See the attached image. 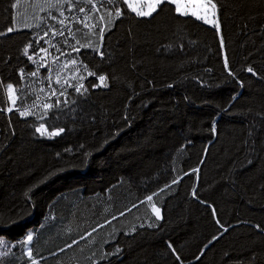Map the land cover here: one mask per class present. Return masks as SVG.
<instances>
[{
    "label": "trees",
    "instance_id": "obj_1",
    "mask_svg": "<svg viewBox=\"0 0 264 264\" xmlns=\"http://www.w3.org/2000/svg\"><path fill=\"white\" fill-rule=\"evenodd\" d=\"M94 2L0 0V264H264V0Z\"/></svg>",
    "mask_w": 264,
    "mask_h": 264
},
{
    "label": "snow or ice",
    "instance_id": "obj_2",
    "mask_svg": "<svg viewBox=\"0 0 264 264\" xmlns=\"http://www.w3.org/2000/svg\"><path fill=\"white\" fill-rule=\"evenodd\" d=\"M76 2H77V0H55L56 5L68 4L70 6H75ZM83 2L86 3L87 5H89L90 7H88V8L79 7L78 8L79 12L84 13V12H91L94 9L98 10L97 9V3H95L94 0H83ZM98 2L103 3L104 0H98ZM115 2H116V0H107V4H113ZM121 2L123 4H126L127 9H129L131 12L135 13L136 16H139V17H151L153 15V13L157 12V10L161 7V5L174 4L175 5V12L179 13L182 16H189L190 15L197 20L203 19L205 23H209L210 21H209L207 15L206 14L201 15V12L204 11L206 13L210 9H216L217 8V4L214 3L213 0H121ZM15 6L16 5L14 4L13 7H15ZM145 8H146V10H145ZM189 9H191V11H189ZM111 14L112 13L109 10V16H111ZM122 14H123V12H122L121 8L117 7L115 9V16L120 17ZM61 15H63V13H61ZM213 15H215V13H213ZM88 18H92V17H88ZM52 19L55 20V19H57V17L53 16ZM100 19L103 20L104 17L101 16ZM58 22L61 25L65 24L64 19H60ZM79 22L83 23L86 28L89 27V25L86 22V19L81 20ZM211 22L214 23V21H211ZM109 23H111V20H109ZM54 27L55 26H53V28ZM92 27H95V25H93ZM13 30L14 29L12 27L8 28V32H12ZM69 32L71 33V30H69ZM3 34L4 33H0V35H3ZM44 35L47 36L48 32L46 31L44 33ZM53 35L54 36L55 35L63 36L64 32L61 29H55L53 31ZM98 35H99L100 39H103L104 29H100ZM42 38L43 37H41V39ZM77 43H79V41H77ZM31 47H32V44L30 42L28 45L25 46V48L23 50L24 55L28 56L29 60L32 59V56L29 55V48H31ZM53 47H55V45H53ZM72 47H73V50L79 51V49L76 48L75 45H73ZM40 51L47 52V49L40 48ZM100 55L103 56V53H100ZM71 63L76 64L77 61L72 60ZM227 66H228L227 61H225V67H227ZM86 67L87 66L85 65V68ZM247 71L253 72V69L251 67H249L247 69ZM21 73L23 74V69H21ZM36 74H37L36 72L29 73V75H31V76H35ZM229 74L232 75L231 72ZM89 75H96V74L93 72H89ZM46 79H50V77H46ZM98 79L101 81V83H103L106 80V77L104 75H100V76H98ZM56 83L57 84L60 83L59 74L57 75ZM6 89H7L8 95H9V99L11 100V102L13 104H15L16 98L14 95L15 89H14L13 84H11V83L7 84ZM82 89H83V85H80L79 87H74L75 92L81 93V94H83ZM41 90L43 91V89H41ZM83 91L86 92L87 89H83ZM51 95L55 96L56 99L53 103H44L43 107L45 108V110L53 109V108L59 109L62 103H67L66 99L63 101L60 100V97L65 95L64 91H60L57 94V90L55 88H53L51 90ZM33 103H35V102H33ZM9 111H11V109H9ZM26 114H30L27 111V109L20 111L21 116L26 115ZM213 130H215V128H213ZM63 131H64V129L60 128L58 130L49 132L48 128H46L44 124H41L39 127L36 128V132L40 133L41 135L48 133L51 136H55V135H59V133L63 132ZM173 183H176V181H173ZM29 191H31V189ZM161 191H163V190H161ZM153 195H156V194L154 193ZM193 195L195 196V191H193ZM152 199H153V196H151V195L146 197L147 201H152ZM142 203H143V201H142ZM133 207H136V205H133ZM152 207H153V211H154L157 219H159L160 218V209L155 207L154 204L152 205ZM213 213L215 214V209H213ZM121 215H123V213H121ZM216 222H217V224L220 223L219 220H217ZM221 227H223V226L221 225ZM93 231H95V229H93ZM225 231H226V229H225ZM32 239H33V236L30 233L26 236V239L24 241H22L21 243L30 242V241H32ZM214 239H215V237H214ZM0 243H3V242L0 241ZM69 247H71V245H69ZM171 247H172L171 244H169V248H171ZM172 250H173V252H175V249H172ZM117 251H119V249H117ZM28 254H29V256L32 255L31 250H29ZM176 259L177 260L180 259L179 255L176 256ZM33 264H35V261H33Z\"/></svg>",
    "mask_w": 264,
    "mask_h": 264
},
{
    "label": "rangeland",
    "instance_id": "obj_3",
    "mask_svg": "<svg viewBox=\"0 0 264 264\" xmlns=\"http://www.w3.org/2000/svg\"><path fill=\"white\" fill-rule=\"evenodd\" d=\"M171 5H173L174 6V8H175V5L174 4H171ZM145 10H146V8H145ZM189 11H191V9H189ZM61 12V11H60ZM61 13H63V12H61ZM213 13H215V15H213ZM135 14V13H134ZM177 14H179V13H177ZM207 15V17H208V19H209V23H205L204 22V20L203 19H200V20H198V21H200V22H202L203 24H205V25H207V26H209V27H217V18H216V10L215 9H210V10H208L206 13L204 12V11H202L201 12V15ZM51 18L53 17V15L51 14V13H49L48 14ZM180 15V14H179ZM62 17H65L64 16V14L63 15H61ZM182 16V15H181ZM188 17H192V16H188ZM192 18H194V17H192ZM57 19H59V18H57ZM195 19V18H194ZM197 20V19H196ZM211 21H214V23H212ZM6 95H7V99H8V102H9V107L10 108H12L13 107V103L11 102V100L9 99V95H8V92H7V89H6ZM0 251H1V246H0Z\"/></svg>",
    "mask_w": 264,
    "mask_h": 264
}]
</instances>
